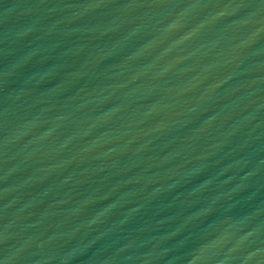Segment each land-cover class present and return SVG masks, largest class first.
<instances>
[{
    "label": "water",
    "instance_id": "water-1",
    "mask_svg": "<svg viewBox=\"0 0 264 264\" xmlns=\"http://www.w3.org/2000/svg\"><path fill=\"white\" fill-rule=\"evenodd\" d=\"M0 264H264V0H0Z\"/></svg>",
    "mask_w": 264,
    "mask_h": 264
}]
</instances>
